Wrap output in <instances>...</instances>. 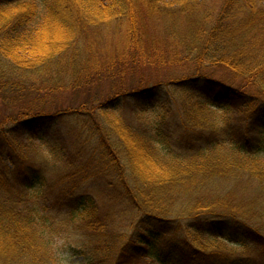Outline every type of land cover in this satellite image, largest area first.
<instances>
[{"label": "trees", "instance_id": "16d2710c", "mask_svg": "<svg viewBox=\"0 0 264 264\" xmlns=\"http://www.w3.org/2000/svg\"><path fill=\"white\" fill-rule=\"evenodd\" d=\"M146 99L156 122L128 121ZM32 142L53 167L25 164ZM245 183L258 206L264 0H0V264H59L45 223L64 216L84 224L86 264H264V214L237 210Z\"/></svg>", "mask_w": 264, "mask_h": 264}, {"label": "rangeland", "instance_id": "374dc122", "mask_svg": "<svg viewBox=\"0 0 264 264\" xmlns=\"http://www.w3.org/2000/svg\"><path fill=\"white\" fill-rule=\"evenodd\" d=\"M175 78V77H174ZM171 77L170 79H174ZM206 96V95H205ZM207 99L211 100L213 97L207 95ZM211 99H210V98ZM71 99V97H68ZM80 99V97H77L76 101ZM144 102L141 103H132L128 102L125 104V106L122 108V112L124 113V116L127 118V120L130 122H134L136 120V117L133 116L135 111L143 110V116L144 119L142 121V124L149 125L152 122H156L157 118V112L160 110V107H158L155 103V101H149V100H143ZM215 102H219L217 100H213ZM103 103V101L101 102ZM140 105V107H139ZM40 111V114H54L56 112L55 108L48 105L47 107L37 108L33 110V112ZM224 113V112H223ZM229 116H232L233 122H237L241 119V115L239 112H234L228 114ZM60 123V122H59ZM10 124V122H8ZM6 124V125H8ZM61 127L63 130L67 127L66 124H61ZM29 148H27L24 152V158H25V164H29L32 166H40L42 164H46L47 167H53L55 165L54 159L52 158L51 154L49 153V149H47L43 143L39 142H32L28 145ZM53 170V169H48ZM47 170V171H48ZM55 171V170H54ZM47 175L44 178V183L42 185V193H44L45 196V203H48L47 206L51 209L55 206H58L57 202L60 200V189L57 188V182L58 180H55L59 173H54L51 171H48L46 173ZM248 181V180H245ZM252 182V181H249ZM245 185H241L235 190L246 187V189L243 192H238L236 194L237 200L236 203L238 205V211L240 215H242L244 212L247 215H251L253 213V207L254 208H261V213L264 214V201L259 203L257 206L254 203L253 199V191L251 189V186L245 183ZM248 185V187H247ZM228 191V190H227ZM58 199L55 200L54 198ZM229 195L223 196V201L227 202L229 200ZM181 202H184L183 200H180ZM178 203V202H177ZM177 205V204H176ZM122 209H119L123 215H120V211H114V220L113 223L115 227L119 231H125L127 233H132L134 230L133 222L135 220V214H132L129 209L125 206H121ZM106 212L102 213L105 214ZM253 219H258L255 214L253 213ZM83 226L84 224L77 220L71 221L68 216L64 217H55L54 220H51L47 223H45V237H44V252L48 253L49 256H56L55 258L60 262L59 264H86L85 260L87 259V252L89 251L87 246L86 237L83 233ZM51 229V230H48ZM49 243V245L47 244ZM247 248H241V247H235L233 245L226 244L224 245V248H228L229 250L239 253L241 256H249V257H257L258 251H256V247L253 245H247ZM85 256V257H84ZM259 261V260H258ZM168 262V261H167ZM152 264H164L159 262H152Z\"/></svg>", "mask_w": 264, "mask_h": 264}]
</instances>
